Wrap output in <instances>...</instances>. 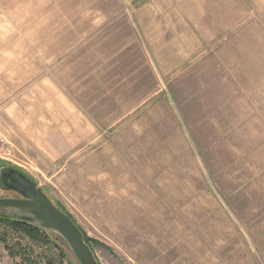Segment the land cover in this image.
Returning <instances> with one entry per match:
<instances>
[{"label": "rangeland", "instance_id": "rangeland-1", "mask_svg": "<svg viewBox=\"0 0 264 264\" xmlns=\"http://www.w3.org/2000/svg\"><path fill=\"white\" fill-rule=\"evenodd\" d=\"M0 137L99 264H264V0H0Z\"/></svg>", "mask_w": 264, "mask_h": 264}, {"label": "water", "instance_id": "water-1", "mask_svg": "<svg viewBox=\"0 0 264 264\" xmlns=\"http://www.w3.org/2000/svg\"><path fill=\"white\" fill-rule=\"evenodd\" d=\"M0 167H5L0 174V187L18 195L0 196V217L13 215L15 219L54 231L64 239L77 264H99L79 226L36 182L14 167Z\"/></svg>", "mask_w": 264, "mask_h": 264}, {"label": "trees", "instance_id": "trees-1", "mask_svg": "<svg viewBox=\"0 0 264 264\" xmlns=\"http://www.w3.org/2000/svg\"><path fill=\"white\" fill-rule=\"evenodd\" d=\"M55 204L64 211V209L59 204H57V203H55ZM66 213L68 214V212H66ZM69 217L71 219H73L70 215H69ZM0 221H3V222H6V223H9V224L13 225V227H15L17 230H20V232L28 234L29 236H31L34 239L45 240V242H52V239L50 238L49 231L41 228L40 226H37L35 224L29 223V222H26V221L15 219L12 216H9V217H6V218L0 217ZM81 231H82L83 238H84L85 242L92 249V246L89 243L90 239L86 236V233H85L84 230L81 229Z\"/></svg>", "mask_w": 264, "mask_h": 264}, {"label": "flooded vegetation", "instance_id": "flooded-vegetation-1", "mask_svg": "<svg viewBox=\"0 0 264 264\" xmlns=\"http://www.w3.org/2000/svg\"><path fill=\"white\" fill-rule=\"evenodd\" d=\"M3 170H5V167H0V174L3 173ZM14 193V192H13ZM15 194V193H14ZM16 196H18L17 194H15Z\"/></svg>", "mask_w": 264, "mask_h": 264}, {"label": "built area", "instance_id": "built-area-1", "mask_svg": "<svg viewBox=\"0 0 264 264\" xmlns=\"http://www.w3.org/2000/svg\"><path fill=\"white\" fill-rule=\"evenodd\" d=\"M3 142H4V138L0 137V143H3Z\"/></svg>", "mask_w": 264, "mask_h": 264}]
</instances>
